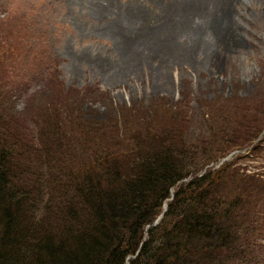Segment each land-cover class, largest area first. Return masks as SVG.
<instances>
[{"label":"trees","instance_id":"1","mask_svg":"<svg viewBox=\"0 0 264 264\" xmlns=\"http://www.w3.org/2000/svg\"><path fill=\"white\" fill-rule=\"evenodd\" d=\"M0 107V264H264V178L238 165L264 140V123L238 142L212 110L194 143L188 130L157 135L147 107L121 106L103 145V124L86 110L93 149L63 152L59 165L41 161L63 139L60 122L41 157Z\"/></svg>","mask_w":264,"mask_h":264},{"label":"rangeland","instance_id":"2","mask_svg":"<svg viewBox=\"0 0 264 264\" xmlns=\"http://www.w3.org/2000/svg\"><path fill=\"white\" fill-rule=\"evenodd\" d=\"M145 2L139 0L141 5ZM118 5L114 12L121 11ZM245 9L239 19L243 26L236 32L243 48L222 56L216 72L180 61L168 70L166 81L144 75L116 84L110 80L109 68L106 71L100 64L118 52L113 42L96 34L93 24L101 19L81 0H0V93L5 98L0 97V102L9 108L12 126L22 136L19 140L38 156L44 157L45 147L54 144L53 126L60 122L63 139L41 163L57 160L62 165L63 152L70 157L93 149L84 124L89 117L86 110L93 113L92 121L103 124L98 143L110 144L120 128L114 113L121 106L126 114L130 111L125 106L147 107L157 135L188 130L194 143L207 133L204 117L209 122L211 111L219 109L227 117L226 131L240 137L228 138L242 142L245 133L264 123V2L249 0ZM149 23L150 28L158 24ZM222 143H213L212 151ZM263 146L264 140L258 142L238 165L264 178ZM256 186V195L264 198V181ZM238 231L245 235L242 226Z\"/></svg>","mask_w":264,"mask_h":264},{"label":"bare ground","instance_id":"3","mask_svg":"<svg viewBox=\"0 0 264 264\" xmlns=\"http://www.w3.org/2000/svg\"><path fill=\"white\" fill-rule=\"evenodd\" d=\"M81 2L101 19L93 24L96 34L113 42L118 52L100 64L106 71L109 68L110 80L116 84L144 75L166 81L168 70L180 61L216 72L222 56L243 48L236 32L243 26L239 19L249 0H146V5L139 0ZM117 5L118 13L113 11ZM151 21L158 24L150 28Z\"/></svg>","mask_w":264,"mask_h":264}]
</instances>
